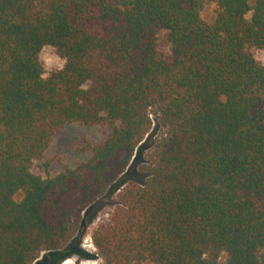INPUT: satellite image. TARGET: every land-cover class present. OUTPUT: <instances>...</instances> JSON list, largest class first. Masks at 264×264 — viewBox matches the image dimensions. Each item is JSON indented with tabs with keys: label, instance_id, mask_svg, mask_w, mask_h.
Returning a JSON list of instances; mask_svg holds the SVG:
<instances>
[{
	"label": "trees",
	"instance_id": "1",
	"mask_svg": "<svg viewBox=\"0 0 264 264\" xmlns=\"http://www.w3.org/2000/svg\"><path fill=\"white\" fill-rule=\"evenodd\" d=\"M44 47L64 60L47 77ZM252 48L264 51V0H0V264L79 253L82 212L116 190L91 235L103 264H264ZM75 123L108 133L74 168L33 173Z\"/></svg>",
	"mask_w": 264,
	"mask_h": 264
},
{
	"label": "rangeland",
	"instance_id": "2",
	"mask_svg": "<svg viewBox=\"0 0 264 264\" xmlns=\"http://www.w3.org/2000/svg\"><path fill=\"white\" fill-rule=\"evenodd\" d=\"M213 9V5L207 6L203 11V18L211 20L214 15ZM250 52L256 61L264 64V51L252 48ZM39 61L44 70V77L64 66V60L51 47H44L40 51ZM107 133V129L97 126H85L80 123L63 126L60 131L54 134L43 157L33 163L32 172L45 178L47 176L53 177L66 168H74L90 155L89 153L82 152V148L86 142L91 144L101 143ZM159 134H161V129L153 121L150 135L152 138H155ZM45 164H48L47 171L44 170ZM133 166L134 163L131 164V168ZM132 172V170H129L127 173L132 174ZM119 192L120 190H116L114 193L104 195L96 204L86 208L82 212L85 221H87V218L92 217L86 222L81 233L78 235L81 251L72 254L71 257L59 264H103V261L96 256V249L92 243L91 235L99 224L108 221L109 215L112 214L117 206Z\"/></svg>",
	"mask_w": 264,
	"mask_h": 264
}]
</instances>
